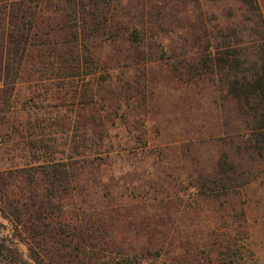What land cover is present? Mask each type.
I'll return each instance as SVG.
<instances>
[{
    "label": "rangeland",
    "instance_id": "obj_1",
    "mask_svg": "<svg viewBox=\"0 0 264 264\" xmlns=\"http://www.w3.org/2000/svg\"><path fill=\"white\" fill-rule=\"evenodd\" d=\"M77 29L73 60L52 67V47L69 49L55 42L28 50L0 113V171L43 164L32 141L54 157L109 151L104 179L70 199L106 232L97 264H264V159L241 151L252 122L217 75L218 57L257 61L264 0H86ZM2 214L0 264H39L32 221Z\"/></svg>",
    "mask_w": 264,
    "mask_h": 264
},
{
    "label": "trees",
    "instance_id": "obj_2",
    "mask_svg": "<svg viewBox=\"0 0 264 264\" xmlns=\"http://www.w3.org/2000/svg\"><path fill=\"white\" fill-rule=\"evenodd\" d=\"M9 2V0H0V15L4 13V16H0V113L10 110L14 86L30 47L50 46L53 42L61 47L68 46L66 53H62L63 49L59 50L58 47H52L54 51L48 52V63L52 67L57 64V58L66 59L65 61L75 58V47H78L79 37L78 15L82 6H86V0H11V4ZM257 56L254 65H246L247 56L236 55L233 59H230V56L218 57L217 75L223 82L226 96L237 102L242 117L252 122L250 133L243 136H247L248 139H245L246 146L241 147V151L251 159H253L252 153L255 152V160H262L264 159V49L260 50ZM57 74H60L56 76L58 81L67 78L62 76V73ZM68 76L74 77V75ZM34 143L32 141L31 145L29 144V151L33 160L39 159L38 154L44 156L43 164L35 165L34 162L0 171L2 216L9 220L13 216V219L19 223L22 222L21 216L25 214L32 221L31 225L34 226L32 234H36L40 239L35 241V247H31V251L40 256L39 264H71V257L78 258L80 264H97L99 254L95 252L96 249L109 250L105 247L106 232L100 231L99 228L96 229L95 235L90 231L95 225H89L87 211L83 207L75 208V206L73 209L75 203L73 201L72 204L70 199L75 192L77 194L79 192V195L87 193L93 182L104 179L108 174L110 152L98 150L90 154L72 156L63 149L59 152L62 157H54L53 154L57 151H53V147L47 144L37 147ZM39 173L49 178L51 182L44 186L43 190H40L41 186L36 185ZM54 179L57 182H67V185H62L61 189L58 183H54ZM71 180L77 185L76 183L73 185ZM32 186L33 191L28 190ZM16 189L20 190L21 196L15 193ZM81 203L85 202L81 201ZM56 219L63 222H54ZM40 221V227L46 229L53 225L57 230L46 232L35 227V223ZM68 223H71L70 226ZM84 225L88 227L85 228ZM67 227H70V232ZM2 228L3 222L0 220V230ZM46 240L59 244V250L55 248L54 252L43 245ZM1 241L0 238V260L9 256L8 249ZM117 254L122 256L123 253ZM126 261L128 260L125 259L121 263L136 264Z\"/></svg>",
    "mask_w": 264,
    "mask_h": 264
}]
</instances>
